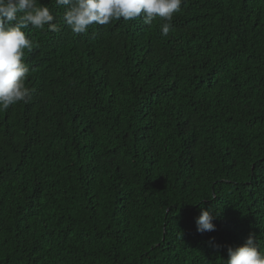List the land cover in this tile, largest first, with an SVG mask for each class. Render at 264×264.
<instances>
[{
  "label": "trees",
  "instance_id": "1",
  "mask_svg": "<svg viewBox=\"0 0 264 264\" xmlns=\"http://www.w3.org/2000/svg\"><path fill=\"white\" fill-rule=\"evenodd\" d=\"M24 31L0 110V264H223L264 247V0ZM201 206L215 231L197 232Z\"/></svg>",
  "mask_w": 264,
  "mask_h": 264
},
{
  "label": "clouds",
  "instance_id": "2",
  "mask_svg": "<svg viewBox=\"0 0 264 264\" xmlns=\"http://www.w3.org/2000/svg\"><path fill=\"white\" fill-rule=\"evenodd\" d=\"M64 9L62 20L75 34L87 32L90 25H108L113 20L125 21L136 18L151 24L157 17L162 35L167 36L171 21L179 12L183 0H55ZM55 17L46 4L38 0H0V110L25 102L30 90L25 84L29 67L24 62L25 49L31 51L33 42L24 31L48 26L57 31ZM217 216L212 208H200L196 219L198 233L215 231L213 221ZM223 264H264V247L255 233H249L243 246L228 248V259Z\"/></svg>",
  "mask_w": 264,
  "mask_h": 264
}]
</instances>
